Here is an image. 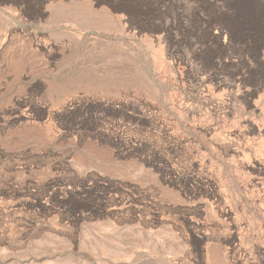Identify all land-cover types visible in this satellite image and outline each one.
Masks as SVG:
<instances>
[{
  "label": "rangeland",
  "instance_id": "obj_1",
  "mask_svg": "<svg viewBox=\"0 0 264 264\" xmlns=\"http://www.w3.org/2000/svg\"><path fill=\"white\" fill-rule=\"evenodd\" d=\"M0 264H264V0H0Z\"/></svg>",
  "mask_w": 264,
  "mask_h": 264
}]
</instances>
